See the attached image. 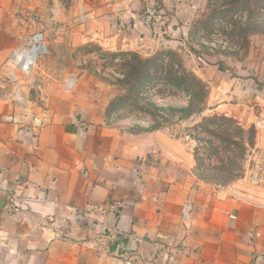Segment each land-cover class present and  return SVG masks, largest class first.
I'll list each match as a JSON object with an SVG mask.
<instances>
[{"label": "rangeland", "instance_id": "rangeland-1", "mask_svg": "<svg viewBox=\"0 0 264 264\" xmlns=\"http://www.w3.org/2000/svg\"><path fill=\"white\" fill-rule=\"evenodd\" d=\"M13 8L0 16V36L18 32L20 45L42 30L48 52L20 76L24 103L14 86L0 89L10 104L47 112L81 85L107 125L167 137L168 157L149 160L179 184L168 191L178 194L184 238L229 200L227 214L239 204L264 211V0H16ZM103 26L121 46L135 45L106 48L95 40ZM3 240L0 264L46 263Z\"/></svg>", "mask_w": 264, "mask_h": 264}, {"label": "crops", "instance_id": "crops-1", "mask_svg": "<svg viewBox=\"0 0 264 264\" xmlns=\"http://www.w3.org/2000/svg\"><path fill=\"white\" fill-rule=\"evenodd\" d=\"M15 1L0 0V16ZM104 29L95 40L106 48L136 43L121 46ZM14 34L7 41L0 36V61L18 46ZM78 83L65 85V92ZM83 91L78 86L71 100L38 114L0 94V237L6 250L15 240L20 252L45 264H264L263 210L239 204L227 214L229 200L184 238L175 214L178 194L168 191L179 184H169L162 163L149 160L168 157L167 137L107 125ZM88 203L107 205L111 231L101 233L81 215Z\"/></svg>", "mask_w": 264, "mask_h": 264}, {"label": "built area", "instance_id": "built-area-1", "mask_svg": "<svg viewBox=\"0 0 264 264\" xmlns=\"http://www.w3.org/2000/svg\"><path fill=\"white\" fill-rule=\"evenodd\" d=\"M48 52V44L45 39V34L42 30L33 32L28 39L16 46L10 53L6 61V78L0 80V89H5L6 85L14 86V99L19 103H24L26 96H24L22 89L20 88V76L22 74L31 73L38 59ZM76 80L71 79L68 88L73 87ZM189 209V206L186 209ZM108 207L104 203H88L81 210V215L86 218H92L93 224L96 229H99L101 233H105V230L111 231L106 226V217L108 214ZM185 216L188 214L185 213Z\"/></svg>", "mask_w": 264, "mask_h": 264}, {"label": "water", "instance_id": "water-1", "mask_svg": "<svg viewBox=\"0 0 264 264\" xmlns=\"http://www.w3.org/2000/svg\"><path fill=\"white\" fill-rule=\"evenodd\" d=\"M4 204H5V200L0 199V212H1V209L3 208Z\"/></svg>", "mask_w": 264, "mask_h": 264}]
</instances>
